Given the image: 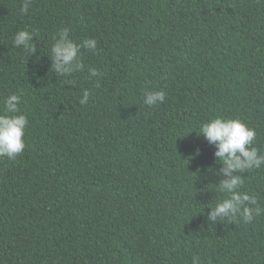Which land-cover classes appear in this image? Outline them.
<instances>
[{"label": "trees", "instance_id": "obj_1", "mask_svg": "<svg viewBox=\"0 0 264 264\" xmlns=\"http://www.w3.org/2000/svg\"><path fill=\"white\" fill-rule=\"evenodd\" d=\"M22 4L0 0V114L18 94L28 119L23 153L0 157V264H264V213L212 219L228 177L199 134L240 119L264 154V0ZM65 28L97 41L70 74L51 55ZM232 175L264 209V167Z\"/></svg>", "mask_w": 264, "mask_h": 264}, {"label": "clouds", "instance_id": "obj_2", "mask_svg": "<svg viewBox=\"0 0 264 264\" xmlns=\"http://www.w3.org/2000/svg\"><path fill=\"white\" fill-rule=\"evenodd\" d=\"M32 0H23L21 12L27 13ZM33 34L27 30H19L13 38V44L17 47L24 46L29 53L35 51L31 43ZM95 51L97 41L88 38L77 43L69 38V30L65 28L58 33V38L51 49L53 68L57 73L70 74L83 70L81 62V49ZM93 76L102 75L95 68H89ZM89 92L85 90L80 100L81 104L87 103ZM165 100V93L161 91L146 94L144 103L154 106ZM21 96L11 94L4 100V114H0V157L15 159L25 150V131L28 125L26 115L20 113L19 104ZM202 134L209 143L215 144V157L219 159L224 167V180L219 188L221 192L227 193V198L218 202L211 212L212 219L218 220L228 216L235 220L241 217L244 223H251L253 219L262 213L264 209L258 206L256 196L248 192L239 191L244 183L240 176H233L235 171L244 172L264 167V154L258 148L253 147L256 139V131L240 119L217 117L200 128ZM192 264H200L198 257H193Z\"/></svg>", "mask_w": 264, "mask_h": 264}]
</instances>
